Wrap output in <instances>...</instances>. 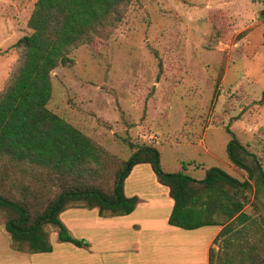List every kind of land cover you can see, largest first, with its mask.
<instances>
[{"label":"rangeland","instance_id":"374dc122","mask_svg":"<svg viewBox=\"0 0 264 264\" xmlns=\"http://www.w3.org/2000/svg\"><path fill=\"white\" fill-rule=\"evenodd\" d=\"M36 1L0 0V90L18 59L15 43L32 32ZM262 10L264 0H134L109 38L73 49V64L52 71L48 108L121 160L149 145L165 172L202 179L219 167L243 181L247 173L227 155V127L264 166ZM145 167L129 188L155 192L152 179L160 182ZM244 211L251 219L213 243L215 263L264 261V192L251 191ZM7 219L0 209V264L15 249ZM47 229L53 245L63 243Z\"/></svg>","mask_w":264,"mask_h":264},{"label":"trees","instance_id":"16d2710c","mask_svg":"<svg viewBox=\"0 0 264 264\" xmlns=\"http://www.w3.org/2000/svg\"><path fill=\"white\" fill-rule=\"evenodd\" d=\"M133 1L37 0L28 20L32 32L14 45L18 59L0 90V209L8 214L5 229L16 250L51 252L48 226L57 230L62 242L89 245L71 234L61 213L81 204L96 208L102 217L130 214L139 197L125 194V180L138 164H149L168 187L174 201L169 224L187 230L222 226L214 243L229 235L233 224L251 219L244 211L251 191L256 198L264 192L263 163L228 127L227 155L247 173L243 181L219 167L208 168L202 179L183 171L165 172L160 152L149 145L138 146L121 160L48 108L52 71L73 64L69 56L73 49L109 38ZM214 255L211 247L209 264H220L214 262Z\"/></svg>","mask_w":264,"mask_h":264},{"label":"crops","instance_id":"0c3cea01","mask_svg":"<svg viewBox=\"0 0 264 264\" xmlns=\"http://www.w3.org/2000/svg\"><path fill=\"white\" fill-rule=\"evenodd\" d=\"M140 165H145L148 171L151 167L138 164L125 180V194L139 197L130 214L102 217L96 208H71L61 213V220L73 236L86 239L89 245L80 247L63 242L44 253H28L10 247L14 255L7 263L209 264L210 248L222 226L187 230L169 224L174 201L167 186L152 179L155 192L145 193L139 186L129 188L131 176ZM80 225L83 230L77 231ZM110 229L116 232L115 235L108 231Z\"/></svg>","mask_w":264,"mask_h":264}]
</instances>
